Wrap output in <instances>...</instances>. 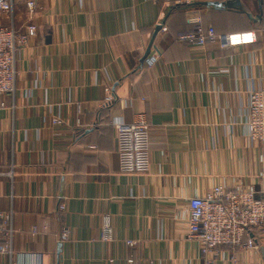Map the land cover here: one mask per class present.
<instances>
[{"label": "crops", "instance_id": "crops-1", "mask_svg": "<svg viewBox=\"0 0 264 264\" xmlns=\"http://www.w3.org/2000/svg\"><path fill=\"white\" fill-rule=\"evenodd\" d=\"M26 1L15 0V25L38 33L18 57L16 91L0 95V173L12 171L0 175V211L13 228L0 264H203L185 235L188 199L217 184L264 186V147L244 125L247 92L264 86V1L36 0L33 14ZM199 25L256 40L180 39ZM139 115L151 168L124 174L114 123ZM105 217L112 241L101 238ZM255 236L237 261L222 248L216 264H264V226Z\"/></svg>", "mask_w": 264, "mask_h": 264}, {"label": "built area", "instance_id": "built-area-1", "mask_svg": "<svg viewBox=\"0 0 264 264\" xmlns=\"http://www.w3.org/2000/svg\"><path fill=\"white\" fill-rule=\"evenodd\" d=\"M165 3L191 4L202 0H157ZM30 14L38 8L36 0H27ZM0 95L16 91L17 62L21 51L36 37L38 26L29 22L17 28L15 25V0H0ZM165 29V28H164ZM181 40L191 46H204L218 42L222 47L248 44L256 40L255 32L218 34L213 26L199 25L195 31L182 35ZM148 65L157 63V57H147ZM6 103L0 101V107ZM245 128L249 140L264 147V86L247 92L244 108ZM54 123H60L58 119ZM119 168L124 174H142L150 171V124L144 115L133 122H115ZM12 176V171L0 173ZM264 177V173L262 175ZM256 183L227 188L217 184L203 196L188 199L189 217L185 235L199 244L203 264H216L224 253L235 262L240 251L256 247L255 232L264 226V186ZM63 208V205H62ZM36 231V229H35ZM12 214L0 211V256L10 255L12 249ZM68 238L67 230L62 239ZM104 241L114 239V228L109 217H105L101 229ZM133 245V241H128ZM132 261V259H130Z\"/></svg>", "mask_w": 264, "mask_h": 264}, {"label": "water", "instance_id": "water-1", "mask_svg": "<svg viewBox=\"0 0 264 264\" xmlns=\"http://www.w3.org/2000/svg\"><path fill=\"white\" fill-rule=\"evenodd\" d=\"M260 3H262L263 0H259ZM236 4H240V0H229V1H225V2H222V1H218V0H202V1H196V2H193L191 3L190 5H206V6H213V7H218V8H232L234 6H236ZM241 6V5H239ZM162 28V25H157V27L155 28V31H154V34L151 38V41L147 47V50L144 54V56L142 57V62L147 58V56L150 54L151 52V48L153 46V41H154V38L157 34V32Z\"/></svg>", "mask_w": 264, "mask_h": 264}, {"label": "trees", "instance_id": "trees-1", "mask_svg": "<svg viewBox=\"0 0 264 264\" xmlns=\"http://www.w3.org/2000/svg\"><path fill=\"white\" fill-rule=\"evenodd\" d=\"M219 1H222V2H225V1H227V0H219ZM264 1V0H263ZM171 5L172 6H182V5H190V4H176V3H171ZM217 32V31H216ZM218 34H222V33H219V32H217ZM103 104H104V106H109L110 104H111V102L110 101H104L103 102Z\"/></svg>", "mask_w": 264, "mask_h": 264}]
</instances>
